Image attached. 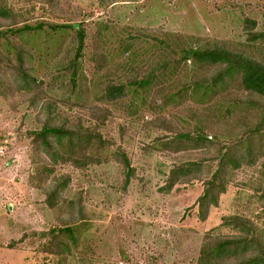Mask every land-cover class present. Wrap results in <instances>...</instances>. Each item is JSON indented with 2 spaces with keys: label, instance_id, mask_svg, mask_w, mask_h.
Segmentation results:
<instances>
[{
  "label": "rangeland",
  "instance_id": "1",
  "mask_svg": "<svg viewBox=\"0 0 264 264\" xmlns=\"http://www.w3.org/2000/svg\"><path fill=\"white\" fill-rule=\"evenodd\" d=\"M245 20L264 33V0H0V264H194L206 235L236 232L222 224L231 215L248 218L264 240L260 160L227 172L205 218L199 204L218 148L261 117L247 105L259 98L236 79L211 87L216 67L179 61L184 49L209 45L264 61V42L249 41ZM39 23L37 33L24 29ZM67 25L84 30L76 85L65 72L76 47ZM144 79L149 83L139 86ZM108 81L125 88L113 103L103 100ZM94 106L107 116L98 130L112 141L103 155L119 148L130 160L125 187L112 157L82 169L53 166L32 143L30 132L49 113L94 126ZM198 128L218 140L176 151L183 142L172 138L195 137ZM186 161L202 163L200 180L166 191L170 169ZM62 174L70 181L50 207L46 194ZM72 223L85 226L71 254L48 253L51 238L40 234Z\"/></svg>",
  "mask_w": 264,
  "mask_h": 264
},
{
  "label": "trees",
  "instance_id": "2",
  "mask_svg": "<svg viewBox=\"0 0 264 264\" xmlns=\"http://www.w3.org/2000/svg\"><path fill=\"white\" fill-rule=\"evenodd\" d=\"M254 26V21L245 20L244 27L248 33L249 41L263 43L264 33H254ZM42 27L43 25L39 23L35 26H25L24 29L36 32ZM66 27L75 31L76 47H74L72 60H69L65 67V72L69 74V81L72 85H76L79 76L77 61L81 57L84 30L80 25H67ZM126 50L127 47L124 48V51ZM182 54L183 56L179 61L216 67V72L210 77L211 87L218 84L223 87L225 81L236 79L242 91L250 95H257L259 98L257 101L248 99L247 105L255 106L261 111V117L252 129L247 130L237 138L228 140L224 146L218 148L217 157L214 158L217 159L214 170L210 177L204 180L203 193L199 197L200 208H202L200 210L201 218H205L208 207L217 205L219 195L224 192L229 170L238 169L242 165L251 167L259 160L261 161L260 165L264 168V61L222 45H209L202 48L190 47L184 49ZM17 59L21 62L20 56H17ZM173 63L174 65L177 64L176 61ZM165 65L168 68L175 67L169 61ZM98 69H101V66ZM134 83L136 82L128 81L127 85ZM148 83L149 79H144L139 81L138 85L143 87ZM205 83L202 82L201 85L205 86ZM198 85L194 82L193 90H196ZM124 89V85L108 81L104 86L103 100L113 103L121 99ZM101 109L99 106L91 108V119L97 121L94 126H85L82 119L66 120L58 113H49L40 120L39 128L30 132L32 143L36 145L38 151L49 158L53 166L61 162L76 169H82L88 165H98L107 161L108 157H112L122 165L124 172L123 187H125L133 175V168L127 155L119 148L110 152L109 155H103L112 146V141L103 138L98 130L104 120L107 119L105 114L97 115L95 113ZM103 111L106 112L107 109L103 108ZM189 136V134L180 133L172 138L178 140L179 143L183 142V146L175 149L176 151L207 149L218 140L215 135L205 134L202 128L197 129L195 137ZM201 174L202 163L197 161H186L173 165L164 189L168 191L176 184L200 180ZM69 181L70 176L67 174L53 176V188L50 193L46 194L45 198L50 207L56 205V198L59 200L58 195ZM259 191V200L264 206V189ZM66 203L71 208L77 204L73 200H68ZM222 224L234 228L236 232L229 235H206L194 264H264V240L257 233L256 226L248 218L231 215L223 218ZM84 226V224H64L61 227H52L46 233L40 234L51 238L47 252L59 258L71 254L72 248L77 243V231L83 229Z\"/></svg>",
  "mask_w": 264,
  "mask_h": 264
},
{
  "label": "built area",
  "instance_id": "3",
  "mask_svg": "<svg viewBox=\"0 0 264 264\" xmlns=\"http://www.w3.org/2000/svg\"><path fill=\"white\" fill-rule=\"evenodd\" d=\"M4 153L3 147H0V156H2Z\"/></svg>",
  "mask_w": 264,
  "mask_h": 264
}]
</instances>
